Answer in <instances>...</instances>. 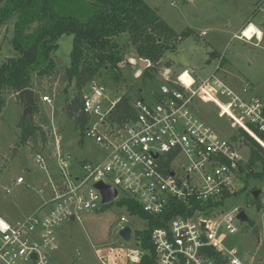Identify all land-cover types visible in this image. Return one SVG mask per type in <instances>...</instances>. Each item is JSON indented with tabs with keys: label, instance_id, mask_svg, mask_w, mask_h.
<instances>
[{
	"label": "built area",
	"instance_id": "1",
	"mask_svg": "<svg viewBox=\"0 0 264 264\" xmlns=\"http://www.w3.org/2000/svg\"><path fill=\"white\" fill-rule=\"evenodd\" d=\"M251 24L241 31L239 40ZM246 39L261 41L258 32ZM144 61L150 66L149 60ZM186 73L190 84L182 79ZM190 73L184 71L175 78L165 73L157 93L132 101L135 115L122 123L113 122L110 115L124 96L97 79L88 84L82 111L90 119L83 138L93 141L104 158L96 163L82 160L75 166L56 139L57 171L49 172L52 191H39L48 199L20 222L0 218V264H57L56 232L64 223L79 221L84 213H100L123 200L136 201L153 217L184 206L186 214L179 212L165 227L153 230L154 264H246L225 245L228 235L241 232L237 222H241L238 215L242 211H227L226 203H220L237 190L247 162L232 141L199 118L198 106L214 104L220 117H227L234 129L244 131L264 148V103L244 98L216 74L197 80ZM247 92L248 85H244L243 93ZM43 100L51 104L48 97ZM40 154L38 163L47 167ZM15 184L24 185L25 179L19 177ZM99 184L116 190L117 198L105 204ZM7 193L11 195L9 189ZM127 226L131 227L130 220L123 216L116 234ZM132 240L140 249L129 250L126 258L140 264L150 252L133 230Z\"/></svg>",
	"mask_w": 264,
	"mask_h": 264
},
{
	"label": "rangeland",
	"instance_id": "2",
	"mask_svg": "<svg viewBox=\"0 0 264 264\" xmlns=\"http://www.w3.org/2000/svg\"><path fill=\"white\" fill-rule=\"evenodd\" d=\"M3 1L0 0V5ZM144 1L149 7L156 9L176 32L182 33L190 29L194 31L195 37L182 41L174 53H167L157 72L146 80L140 78L145 70L139 65V60L142 59L137 58L134 50L124 40L122 44L124 42L126 58L120 65V73L103 71L96 78L98 81L118 93V96H130L134 101L140 95L150 99L156 94L165 73H170L175 78L174 74L179 75L187 70L194 71L195 73L190 74L197 80H206L216 74L244 98H256L264 103V0ZM249 20L261 31V41L253 39L252 42H247L238 39ZM13 29V24L0 28V66L8 58L16 56L11 46ZM203 33L206 35L203 36ZM73 42L72 35H64L59 40V47L54 54L59 71L57 75L52 78H34L37 112H33L30 117L33 116L32 124L40 129L36 134V141L20 143L23 108L16 94L11 91L3 93L6 103L0 110V218L10 223L20 222L33 215L43 201L48 199L47 195H42L39 191H52L49 172L57 171L54 161L57 138L62 142V151L72 156L75 166L82 160L96 163L104 158L103 151L93 141L84 139L74 121L64 112L67 102L76 94L74 85L68 86L64 80L65 70L71 62ZM212 53L216 55L212 56ZM167 64L170 67L172 65L171 69L175 73L169 72ZM145 66L148 69L152 63ZM115 77L118 78L117 81ZM182 79L187 84L191 82L187 74ZM244 85H248L247 93H243ZM84 90L89 91V87L86 86ZM45 97L50 99L51 104L44 102ZM198 110L199 118L220 137L229 141L235 137L234 145L245 161L250 162V142L232 127L230 120L220 117L219 109L214 104H201ZM42 131L45 133V141ZM262 149L264 150L263 147ZM39 153L46 159L47 167L38 163ZM251 170L259 174L263 165L258 162ZM19 177L25 179L24 185L15 184ZM240 178L236 191L244 188L245 191L240 196L229 199L225 208L227 211L241 209L253 224L238 221L241 232L228 235L225 245L238 252V256L246 264L252 259L256 260V264H264V179L247 178L245 183L246 178ZM8 189L11 195L7 193ZM256 191L261 192L258 198L260 209L254 204L253 193ZM123 216L129 218L134 234L146 228L143 220L131 217L118 204H113L100 213H84L79 221L64 223L56 232L59 250L54 254L55 263L133 264L126 258V254L129 250L140 249L139 245L135 240L126 243L115 232Z\"/></svg>",
	"mask_w": 264,
	"mask_h": 264
},
{
	"label": "trees",
	"instance_id": "3",
	"mask_svg": "<svg viewBox=\"0 0 264 264\" xmlns=\"http://www.w3.org/2000/svg\"><path fill=\"white\" fill-rule=\"evenodd\" d=\"M11 24L14 26L11 46L16 56L8 58L0 66V110L6 103L4 92L11 91L17 95L24 90L34 89L36 76L44 79L57 75L59 71L54 54L59 47V40L64 35H72L74 42L71 62L65 70L64 80L68 86L74 85L76 94L67 102L64 112L74 121L82 135L90 119L82 111L84 89L92 80L100 77L103 71L120 73V65L126 58L122 41L125 40L131 46L137 58L152 63L150 68L143 70L140 77L146 80L157 72L167 53H174L182 41L195 37L194 31L190 29L176 32L144 0H4L0 5V28ZM215 55L212 53V56ZM166 66L172 67L170 64ZM115 79L118 80L117 77ZM139 98L145 96L140 95ZM131 103L132 98L124 96L110 115L111 120L122 123L127 117H134ZM32 120L33 116L28 118L25 125L21 122L22 144L36 141L40 129L32 124ZM240 132L251 146L250 162L242 168V179L246 178L245 183L247 178L264 179V150L244 131ZM41 135L45 141L43 131ZM231 141L234 143L235 137ZM258 162L263 165V170L256 174L251 169ZM244 191L245 188L232 195H225L220 204L240 196ZM254 204L258 209L261 208L260 200L255 199ZM111 206L113 204L107 208ZM118 207L126 208L130 216L139 217L146 224L143 231L135 232L142 247L150 252L140 264H154L155 251L151 243L153 230L165 227L171 217L179 212L186 214L182 205L175 207L176 211H169L160 217L146 215L133 200H123L118 203ZM246 224L253 223L249 219Z\"/></svg>",
	"mask_w": 264,
	"mask_h": 264
},
{
	"label": "water",
	"instance_id": "4",
	"mask_svg": "<svg viewBox=\"0 0 264 264\" xmlns=\"http://www.w3.org/2000/svg\"><path fill=\"white\" fill-rule=\"evenodd\" d=\"M139 65L141 68L146 69V66H145L146 63L143 60H139ZM17 98L19 100L21 107L23 108L22 123H23V125H25L28 118L34 112V103H35V99H36V92L33 89H27V90H24V91L18 93ZM14 153H17V151L14 150ZM97 188L101 190L102 195H103V202L105 204L111 203L117 198V191L116 190L111 189L109 187H105L103 184H99L97 186ZM260 194H261L260 191L254 192L253 193L254 198L258 199ZM238 219L242 223H248L249 222V218L244 211H242L238 215ZM73 220H74V218L72 219V221ZM119 237H120V239H122L123 241L128 243L132 237L131 227L127 226L123 230H121L119 232Z\"/></svg>",
	"mask_w": 264,
	"mask_h": 264
},
{
	"label": "bare ground",
	"instance_id": "5",
	"mask_svg": "<svg viewBox=\"0 0 264 264\" xmlns=\"http://www.w3.org/2000/svg\"><path fill=\"white\" fill-rule=\"evenodd\" d=\"M254 32H258L259 37H260V39H261V37H262V33H261V31L258 30L254 25L251 24L250 27H249V29L245 31V35H243V37H241L240 40H245V41H247L246 38L251 37L252 33H254ZM182 74H183V73H182ZM186 74H187V73H186ZM186 74H185V75H186ZM187 76L189 77V74H187Z\"/></svg>",
	"mask_w": 264,
	"mask_h": 264
},
{
	"label": "crops",
	"instance_id": "6",
	"mask_svg": "<svg viewBox=\"0 0 264 264\" xmlns=\"http://www.w3.org/2000/svg\"><path fill=\"white\" fill-rule=\"evenodd\" d=\"M250 21H251V20L248 21V24L250 23ZM251 23H252V22H251ZM248 24H247V25H248ZM170 71H171L172 73H175L171 68L169 69V72H170ZM186 71H187V70H186ZM189 72H191V73H195L194 71H189ZM179 75H180V74H179ZM174 76H177V75L174 74Z\"/></svg>",
	"mask_w": 264,
	"mask_h": 264
}]
</instances>
